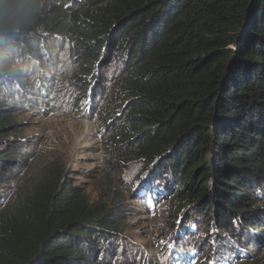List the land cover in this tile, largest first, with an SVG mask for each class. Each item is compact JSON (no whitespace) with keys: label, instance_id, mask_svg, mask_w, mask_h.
Returning a JSON list of instances; mask_svg holds the SVG:
<instances>
[{"label":"trees","instance_id":"obj_1","mask_svg":"<svg viewBox=\"0 0 264 264\" xmlns=\"http://www.w3.org/2000/svg\"><path fill=\"white\" fill-rule=\"evenodd\" d=\"M55 50L72 63L59 82ZM28 68L37 85L23 83ZM46 92L105 127L117 163L96 200L59 159L35 170L32 145L14 139L13 113L30 95L45 118ZM136 162L140 198L115 171ZM148 197L173 219L185 210L172 264H189L191 235L203 249L223 233L234 250L232 236L264 245V0H0V264H139L126 214L133 201L140 220ZM253 252L238 264H264Z\"/></svg>","mask_w":264,"mask_h":264},{"label":"rangeland","instance_id":"obj_2","mask_svg":"<svg viewBox=\"0 0 264 264\" xmlns=\"http://www.w3.org/2000/svg\"><path fill=\"white\" fill-rule=\"evenodd\" d=\"M57 39L59 40V38ZM57 39L56 42L58 41ZM53 45L55 48L57 44ZM55 52L58 59H55L51 66L57 74V82H59V80L64 77L59 70L68 74L72 63L71 59L68 58L67 51L62 52L61 50H55ZM111 61L112 63L108 64L110 65L108 67L109 70H107L108 80H112L113 77L118 78L115 61L110 59V62ZM61 64L62 67H60ZM37 74L38 70L31 68L24 70L22 75L29 76V78L23 83L37 85L39 82L36 81ZM30 85L23 87L22 105L26 102L25 96L27 88L32 87ZM18 97L19 95H16V98ZM28 97L31 98L33 104L30 103L28 104L29 106L24 108V110H16L15 113H13V118L18 124L16 131L21 132L22 135V137L14 139H25L29 141L28 145H32L28 150V152L32 154L29 156V161L33 160L35 170L43 168L47 163V160L56 161L59 159L65 164L69 174L68 176H71L72 179H74L72 180L73 183L87 189L92 200H96L101 189L106 187L105 184L104 186L102 185V179L106 178V174L111 173L110 168L113 167V164L117 163L115 158L111 156L107 158L106 156L108 155V152L104 147L107 144L102 138V134L106 133L105 127H103L100 122L97 124L96 121H86L85 119L88 118L87 115L82 118V121L75 119L71 115L72 104L70 105L68 103L65 94L57 96L51 94L48 95V92H46L45 97L46 101H48L47 104L50 106V110L48 116L45 118L42 117V113L39 110L41 107L37 106V97L30 95ZM10 103L11 106L8 107L18 106V103ZM12 110L15 109L12 108ZM35 149L37 153L40 154L38 157L35 155ZM137 165V162L129 164L127 167L118 164L121 168H116L115 171L124 170L126 172V175L122 176V179L124 180L119 184L120 187L126 186V191L131 195L132 190L134 192L136 189L137 195L140 198L143 196V192H145L142 191L145 187V183L143 185L138 184L136 188L133 187V185L139 182L138 175L142 172V164L139 166ZM92 177L96 178L94 179ZM10 181L13 184H17L18 175H11ZM116 185H118V183H116ZM130 185H132V187L128 189ZM165 187L166 182L164 181L161 188L167 189ZM138 190H140V192H138ZM129 193H127V197L130 199L131 196H129ZM138 203L140 202L138 201ZM145 203L149 211L146 210L148 213L140 216V220H138L137 217L133 218L132 216L137 214L135 211L139 210V205L133 201H129V212L126 215H128L127 219L129 220L128 225L130 227L125 232V235L128 239L132 240V245L133 243L139 244L136 245L138 246L137 251L139 254L137 261L139 264H172L174 263L173 247L181 233L180 224L184 220L183 216L185 210L182 215L179 216V219H173L170 217L169 209L165 208L166 205L165 203H162L161 200H152L148 197L146 198ZM191 221H193V218H190L189 222ZM211 224L213 223L211 222ZM203 228L205 227L202 226L199 228L198 235L202 234L204 231ZM201 229L202 231H200ZM213 229L214 226L211 225L209 229L206 228L205 230L212 232ZM223 234H220L218 238H215L213 234H209L206 239L207 241L210 240V243L207 244L206 241L204 249L202 246L203 243L201 245L199 242L200 240L198 241L196 236H187L184 239V242L180 243V248L188 253V263L219 264L221 261L222 264H238L240 263V259H250L246 256H240L239 249L248 255H253V251L259 249L260 251L264 250V245L261 246L256 241L247 242L242 236H232L230 240L236 248L234 250L230 245L224 242L225 235ZM125 242L128 243L127 240ZM142 248L145 250L144 252ZM211 249L213 250L211 251L212 253L208 254ZM193 250H201V252L197 253ZM143 254L145 258H143ZM177 262L178 264H184L185 258H182L179 261L177 260Z\"/></svg>","mask_w":264,"mask_h":264}]
</instances>
